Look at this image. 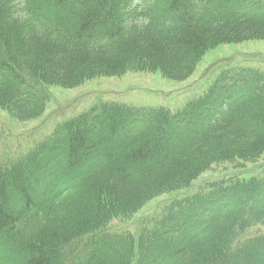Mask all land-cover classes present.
Instances as JSON below:
<instances>
[{
    "label": "trees",
    "instance_id": "trees-1",
    "mask_svg": "<svg viewBox=\"0 0 264 264\" xmlns=\"http://www.w3.org/2000/svg\"><path fill=\"white\" fill-rule=\"evenodd\" d=\"M128 1L25 0L19 4L0 0V108L20 120L39 116L46 104L39 82L72 86L98 74L117 75L131 68L152 67H162L170 78L183 79L193 72L197 55L204 48L264 37V14L255 15L260 1L196 4L190 0H149L141 11L130 12L131 17ZM100 27L116 39V48L103 51L91 45L106 38ZM18 78L24 89L13 96ZM263 92V77L253 78L247 98L229 117L219 119V125L214 123V113L194 104L201 115H188L192 104L175 115L161 111L159 116L165 117L151 123L164 120L167 127L192 122L190 133L198 139L171 162L165 161L167 150L157 147L154 134L131 138L129 126L135 117L124 106L101 105L96 114L66 123L49 143L61 159L49 160L52 151L44 144L29 156L0 168V264H63L66 245L96 229L103 220L129 210L135 192L132 183L153 171L155 163L165 169L168 164L173 168L194 164L202 169L216 163L231 164L236 158L256 157L264 150V99L257 103ZM205 102L214 100L205 99L203 107ZM197 120L220 130L205 132ZM79 127L91 130L85 133ZM105 153V170L95 174L93 170L92 179L75 181L74 175L85 164L97 165L96 157ZM64 162L68 170L73 168L71 162L77 165L69 172L71 184L63 194L57 186L60 180L48 169L62 170ZM150 178L144 188L158 183ZM247 186L242 199L233 190L223 195L237 197H227L231 205L220 210L226 215L210 224L205 234L182 231L173 242V250L197 252L211 233L229 225L230 218L238 219L233 227L223 228L230 234L264 224V178H253ZM221 203L218 200L214 205ZM259 235L245 245L242 258L236 257L240 264H264V233ZM118 247L117 241H99L94 248L96 259L88 264H118L128 253ZM181 257L178 255L173 264H190Z\"/></svg>",
    "mask_w": 264,
    "mask_h": 264
},
{
    "label": "rangeland",
    "instance_id": "rangeland-1",
    "mask_svg": "<svg viewBox=\"0 0 264 264\" xmlns=\"http://www.w3.org/2000/svg\"><path fill=\"white\" fill-rule=\"evenodd\" d=\"M264 47V40H260V39H254L253 41H246V42H242V43H233V44H224L221 45L215 49H211L209 50L206 55L204 56V59L206 58L207 61L209 62H213L216 60H219L221 58H235V60L237 61H242V59H240V57L244 54V53H250V52H255V53H264L261 48ZM260 67V66H258ZM141 74V73H140ZM89 81V80H88ZM86 81V82H88ZM118 81L117 78H109L107 79V84L106 86H102L98 81H94L93 84V92L98 93V92H103L105 90L108 91H115L114 87L116 82ZM101 83H105L100 81ZM211 82V81H210ZM209 82V84H210ZM208 84V86H209ZM66 92L63 95H57L56 93H54V98L52 99L53 101H56L57 104L63 105V104H67L69 101L75 99L76 97V91H74L73 89H66L63 88ZM147 89L151 92H154V94L157 96H152V95H148V96H144V95H139L138 97H140V99L142 101L146 100V102H143L141 104H137L134 103L136 105H143V106H159V105H165V106H171V107H177L182 105L183 103L186 102V100L188 99V97H186L185 101H183L182 103L176 105L172 103V100L170 99H165L164 103H158V104H154V101H158L160 99H162L163 96H166L167 93L166 89L163 87H158L156 84H148L147 85ZM89 102L88 104L94 99V95H90L88 97ZM94 102H91V105ZM57 107H54V109L52 110V112H50V114H52L54 117L58 116L60 114ZM2 117V118H1ZM0 118L5 119L6 115L2 112H0ZM37 119L31 120V121H27V122H22L19 125L12 127L11 125H8L9 130L6 128L5 131H7L9 133L10 131V135L14 136L15 138V143H17V141H21V139H26L28 143L32 142L34 139V137H36V130L38 127V124L36 122ZM13 125H16V122H12ZM3 123H0V125ZM3 125H1L2 127ZM6 136V134L4 132L0 131V143L3 141L4 137ZM4 147L0 146V153H2Z\"/></svg>",
    "mask_w": 264,
    "mask_h": 264
}]
</instances>
